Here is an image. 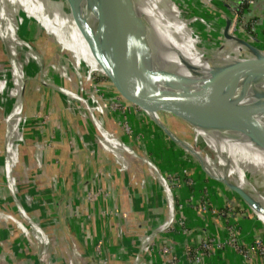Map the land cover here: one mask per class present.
Here are the masks:
<instances>
[{
	"label": "rangeland",
	"instance_id": "1",
	"mask_svg": "<svg viewBox=\"0 0 264 264\" xmlns=\"http://www.w3.org/2000/svg\"><path fill=\"white\" fill-rule=\"evenodd\" d=\"M61 1L63 3L66 2L65 0ZM118 1L122 3V1ZM153 1L154 4L157 3L156 0ZM202 1L203 0H184V3L186 8L192 9L194 15H198L202 19L209 17V19H211L209 20L211 28L206 27V29H213L221 35L219 39L210 38L211 40H207L211 48L220 51L224 55L223 57L231 54V49L228 46H223L224 37L222 33L224 26H227L229 34L248 42L253 45L254 48L256 47L264 51V40H258L255 36L246 37L241 33V28L243 27L241 18L233 10L226 8L224 5H218L214 0L209 2L214 10V13H212L211 10H207L205 7L206 5H203ZM205 1L208 2L209 0ZM54 2L56 4L58 0ZM65 4L64 9H69L70 5H67V3ZM128 7L131 6L128 4ZM131 9H133L135 13L134 16L128 14L127 11L125 13L124 8L120 7L117 8V11H109L117 20H120L121 23L128 28H148L152 33H155L157 26L162 27L164 25L163 22L161 23L155 17H153V19L146 18L145 16H148L150 12L144 13L141 9L133 6ZM191 9L189 11H191ZM45 11H47V9L44 5L43 14L47 13ZM19 16L23 17L24 20L26 19L27 22L23 26H19L18 33L20 32L21 35L24 36V39H26L24 41L29 44L31 49L24 46V50H19L14 56L17 60L22 61L23 64L22 79L21 76H19L21 81L18 95L21 96V87L24 82L28 87L25 90V95L27 96L28 93L30 94L28 95L30 96V100L33 98L32 103H35V100H37L38 108L32 115L35 123H25V116L27 120H29L30 116L29 114H25L24 110H22L24 101L22 102L20 133H23V139L20 143L16 144V147H14L13 144V146H10V143L7 144L8 140H6L7 137L5 136L7 134V119L1 121L0 118V155L5 152L6 148L8 159L4 160V162H8L12 154L15 156V159H17L10 176L7 174V167L4 162H0V198L3 199V197H7L5 201L0 200V264H47V261L52 258V254L55 255L56 259L60 256V249L54 242L56 238L59 237L54 231V225H57V228L62 226L63 229H65V225H67L69 228V222H71V218L75 215L74 211L77 204L79 206L82 199H77L78 201L76 204L75 200H72L71 205L69 201H67V198L59 199V201L57 200V196H59V191L61 189H59V187L58 189H54L53 184L56 182L54 179L58 181L64 173L63 166L61 168L57 160H64L66 163H70L73 165L74 171L77 169L81 174H83L84 171H88L87 181H83V184L77 188V192L85 195L82 207L87 206V208H92L93 210L97 209L98 213L94 212V214H96L97 219H101L102 224L100 223V226L102 225V228L106 223H109L110 226L113 227L114 231H116V238L114 237L116 244L113 242L115 246L121 244L122 241L120 235H118L120 229L131 226V223H129L127 217H123V220L119 219L121 217L120 214L123 212L122 215H124L126 210H122L123 208L120 207L118 210L114 209V207L110 206L107 198L112 194L125 192L127 204H130L132 202L130 200L133 199L131 198L133 197V192L139 194L148 187V183L151 181L148 180L149 178L147 177H138V174L134 173L136 167H138V169L141 167L142 173L144 169L147 173L151 170L150 178H152L151 180L154 181L156 185L165 187L163 182L166 181L173 194L174 202H177V197L181 195V193L183 194L187 191L186 187L181 183L184 179L185 185L187 183L189 186L196 176L204 177L206 181H211L213 183V181L201 171L199 162L196 161L193 156L185 154L161 142L152 134L148 133L147 129L139 123L135 118V114L140 110L138 108H131L127 103H124L111 82L100 74V72H103V68L94 56L89 43L84 38V31L87 32L91 30L87 28L86 25H83V21H74L70 33L74 45L78 48H81L82 45L88 48V58L86 61L81 60L82 63L77 64L75 58H73L67 50L62 49L56 39L41 28L34 19L25 18L24 13L19 14ZM15 20L16 23L19 22L18 14H15ZM20 39H22V36ZM175 40L174 46L168 47L166 51H163V54L161 53L158 58L154 57L147 65L140 66L131 63L132 66L143 68L146 72H153L160 68H164L166 70L164 71L165 73H160V75L164 77L169 74L171 79L172 76H175L173 81L178 86V89L169 87L166 84L164 87L167 92L172 94V97L178 92H187L189 87L195 88L204 96L203 88L206 87V85L204 84L205 80H203L201 76H197L198 78L194 79L196 83H190L186 79L188 76L187 73H192L190 75L193 76V74L197 72L196 70L199 68V65L197 66L195 62L190 60L187 56L186 62L177 63L180 61L177 60L178 57L181 56L180 51H184L180 47L178 40ZM26 50L36 53L37 58L26 59ZM133 51L135 54L136 50ZM250 51L255 53L252 49ZM146 53L147 52H142L140 55ZM212 54H214V51L209 54V57H212ZM179 65H181V67H178ZM191 65H193L194 69L190 68ZM182 66H187V68ZM11 67V57L4 43L0 40V79L6 75V73L8 77V79H5L7 80L5 81V89L3 92H0V98L5 99V102L0 104V107H2L0 117L2 118L7 117L14 102V99L9 96V90L13 87V85L9 86V82L12 81ZM112 67L114 68V65ZM208 70L210 71L206 73L207 76H213L214 72L212 68L209 67ZM90 73L92 74L89 75ZM202 75L205 76L203 73ZM244 85V82H241L238 91L242 90L243 87H245ZM145 89L147 92L148 87H145ZM143 91L144 89H142V92ZM71 92L74 93L75 96H80L82 93L88 95V97H90V109L85 106L82 100H77L75 97H72L71 94H69ZM237 94L239 93L236 92L235 99L242 103L240 98L236 97ZM35 105H37V103H35ZM8 106L9 111L6 113ZM152 112L164 117V119H169L174 131H171L169 127V129H167V126L161 123ZM152 112L149 116L155 120V124L162 127L167 134L174 132L177 139L183 144L194 145L196 143L194 125L191 122L185 121L175 116L173 113L170 114L166 110ZM209 115L210 120L214 119L212 114ZM96 119H100L103 122V127L105 126L108 128L110 132L104 128L99 130L97 128L98 126L96 127L95 125ZM181 126L185 134L180 133L181 129L179 128H181ZM198 127L205 129H224L219 128L218 125L212 127L198 125ZM176 128L179 129L178 132ZM110 134L118 138H116V140H118L119 145L117 141L111 139ZM121 136H123V138H121ZM121 139L129 141L127 144H124ZM75 140H77V143ZM60 146L66 149L63 148L60 153H57V155H59L58 157H54L55 159L50 157L51 154L55 156L56 149ZM197 146L198 148L203 147L201 143H198ZM117 147L120 161L116 153ZM20 148L22 151L27 150V159L23 158L21 160L20 156H17L18 149ZM123 149H125V152ZM122 150L126 155L123 156L121 154ZM69 151H71L70 156L68 155ZM199 156L198 158L205 169L213 177L218 178L219 176L211 168L207 167ZM39 160L41 162L40 164H38ZM137 161L143 164H138V166ZM9 162H11V160ZM131 165H133L134 171L131 170ZM225 168L228 167L225 166ZM158 171L162 173L163 177L159 176ZM184 173L185 175H191L193 179H190L191 177L183 178L185 176ZM143 179H145V182L138 184L139 180ZM71 189L72 185L67 184L64 193H68ZM228 193L231 197L236 195L235 197H238V200L241 199L231 190H229ZM51 196H53V199L50 198ZM9 197H11V199L14 198V200H10ZM206 197L203 199L206 200ZM24 199L28 202L30 207L27 206ZM205 205L210 206V202L206 201ZM42 209H44V212L41 211ZM102 211L107 214L108 221L106 217L101 215ZM175 211L174 209V212ZM70 212L71 216L69 220L67 218ZM6 215H13L29 225H31L30 222H34V224L38 223L42 226L50 240L47 252L43 253V250H45L44 245L38 244L37 240L31 236L27 237L21 229L17 227V224L10 218H7ZM27 217H29L30 221L27 220ZM94 217V215L89 214L88 220L90 219V221H93ZM185 219L188 221L187 218ZM168 220L169 219L162 221L161 224L164 225ZM182 226L183 224H181V227ZM174 227L175 224H171L166 230H163V232H167L166 235H168L170 230H174ZM234 231L236 232V230ZM172 232L179 234L175 230ZM123 234L125 236L126 232ZM148 234L149 233H147V236H149ZM160 234L159 232L154 235L155 241L153 243L156 244L160 241L162 237H160ZM213 236L215 237L216 235L214 234ZM25 238L28 243H26L27 241ZM111 238L113 239V237ZM69 240L71 241V245L75 242H72L74 237L72 238L69 236ZM203 240H205V237ZM164 245L165 244L161 243L159 249ZM191 252L194 253L193 250ZM131 254H133V252L129 253V255ZM39 255L40 260L38 259ZM168 257L169 256H163L165 262H167ZM209 257L211 256H206V258ZM81 258H86L90 262L93 260L89 255L88 258L85 257V255ZM112 260L114 259L112 258ZM112 260L110 259L109 264H111ZM61 262L62 261H60V263ZM52 264H57L56 260H54Z\"/></svg>",
	"mask_w": 264,
	"mask_h": 264
},
{
	"label": "bare ground",
	"instance_id": "2",
	"mask_svg": "<svg viewBox=\"0 0 264 264\" xmlns=\"http://www.w3.org/2000/svg\"><path fill=\"white\" fill-rule=\"evenodd\" d=\"M54 1L55 0H0V40L4 43L9 56L11 57V82L14 84L9 90V96L14 99V102L10 112L6 117L7 134L5 136L7 137L6 140H8L7 144L10 143V146L14 145V147H16V144L20 143L23 139L21 138L22 134L20 133V123L22 122L21 107L23 100L22 96L18 95L20 81L23 76V64L22 61L17 60L14 56L19 50H24V46L31 49L29 44L26 41L20 39V36L18 35L19 26H23L27 22V20L25 19V21L23 17L19 16V14L24 13L25 18L34 19L37 24L41 26V28H43L47 33L56 39L57 43L61 45L62 49L67 50L73 56V58H75L77 64L82 63V61H86L88 58V48L84 45H82L81 48H78L76 45H74L72 37H70L71 26L74 21H83V25H86V27L89 28L92 33H94L96 39L102 44L104 53H106L107 41L105 40L106 37H104V33L114 36L118 30L130 29L123 25L120 20H117V18L112 15L109 10L117 11V8L120 7L124 8L125 13L127 11L128 14L133 16L135 15L133 9L128 7V4L124 5L123 2L120 3L118 0H65L67 5H71L70 3L75 4L76 14L74 13L75 9L73 10L71 6L69 9L65 10V3H63L61 0H58L56 4ZM156 1L157 3L154 4L153 0H137L136 2L135 0H130L133 7H137V4L142 2L143 5L139 8L144 13L150 12L148 15L149 17H145L149 19H153V17H155L161 23L163 22L164 25L162 27L157 26L155 33H152V31H150L148 28L133 29V43L131 47L125 53L118 56L115 62L123 70L124 77L128 81V86L134 92H139L144 89V93H147L149 90L147 94L153 92L166 93L167 91L164 89L165 84L169 87H175V89H178V86L173 81L175 76H172L171 79L169 74L165 75L164 77L163 75H160V73H165L164 71L166 70L164 68H160L153 72H146L143 68L141 69L136 66H132L131 64L133 63L140 66L147 65L154 57L158 58L161 53L163 54V51H166L168 47L174 46L176 41L175 39H177L180 47L184 51H180L181 56H179L177 59L180 61L177 63L186 62L187 56L190 60L194 61L197 66L199 65V68L196 71L198 73L202 72L205 74V76H203L202 73L198 74L196 72L192 76L190 75L192 73H187V81L190 83H196L194 79L201 76V78L205 80L204 84L206 87L203 88L204 96H202L200 91H197L193 87H189L187 92L176 93V95L172 97L173 106H180V100L187 97L195 99L199 106H202V104L204 105L206 102L205 98L207 95V83L214 76V73L213 76H207L206 74L208 71H210L208 69L211 66L203 59L201 52L198 51V39L192 34L190 30L186 28L187 20L184 17L183 18L185 20H183L182 15L173 8V4L170 2V0ZM44 5L47 9V11H45L47 13L45 14H43ZM15 14H18V23H16ZM133 50H136L135 54ZM256 50L258 54H261V56L264 57V51L257 48ZM142 52L147 53L140 55ZM36 55L37 54L33 53L32 51L26 50L25 58H37ZM178 67H181V65ZM182 67L187 68V66ZM190 68L194 69L193 65H191ZM19 76H21V79ZM5 79H8L7 73L0 79V92H3L6 87L5 81L7 80ZM263 80V75L250 78L249 82L247 77L243 78L242 81L244 82L245 87L239 91L237 89L239 94L236 95L237 98H240L242 103L235 99V95L232 99V102L237 104L239 107L252 108L264 105ZM145 87H148L147 92L145 91ZM69 94H71V96L75 97L77 100H82L87 108L90 107V97H88V95L82 93L80 96H75V94L72 92ZM219 111V103L215 100H211L210 105H208L207 108H204L203 118L210 120L209 114H212V116L215 118ZM151 112L152 111H148V113H150L149 115L153 113ZM153 115H155V117L161 123L165 124L167 129L170 128L171 131H174L169 119H164V117H161L155 113H153ZM254 117L264 126V111L256 112ZM95 125L96 127L98 126L97 128L99 130L104 128L103 122L100 119L95 120ZM198 125L204 127L212 126L195 124L194 129L197 143L207 146L213 154V156H211L209 154L202 153L200 156L198 154V156L202 158L204 164L211 168L220 178L232 179L241 188L247 190L249 194L258 203H260L261 208L258 211V216H260L262 219L260 217L259 218L264 222V148L260 145L259 140L256 138V136H253L252 131L246 125L237 122H231L226 125H218L219 128H224L220 130L213 128H200ZM110 136L111 139L117 141V144L119 145L116 137L111 134ZM123 150L125 152V149ZM123 150L121 154L124 156L126 153H124ZM116 153L118 155V160L120 161L118 147L116 149ZM7 159L8 157L6 160ZM10 160L11 162H9ZM10 160L5 163V166L7 167V174H9V176L16 162L15 156H13V154L10 157ZM225 166L228 168H225ZM249 175L252 176L254 180H249Z\"/></svg>",
	"mask_w": 264,
	"mask_h": 264
},
{
	"label": "crops",
	"instance_id": "3",
	"mask_svg": "<svg viewBox=\"0 0 264 264\" xmlns=\"http://www.w3.org/2000/svg\"><path fill=\"white\" fill-rule=\"evenodd\" d=\"M215 1L218 5H224L226 8L233 10L237 15L240 16L241 23L243 26L241 28V33L244 36H255L258 40H264V0H246L245 3H243L244 0ZM248 1L252 2L250 3ZM19 36H22V39L26 40L20 32ZM11 85L14 84L10 81L9 86ZM27 88V84H25V90ZM28 94L26 96L24 92V106L23 109L22 107L21 109L24 110L25 114H29L30 116L29 120H27L25 116V123L28 122L32 124L35 123V120L34 118H32V115L34 111L38 108V101L35 100V103H37V105H35V103H32L33 98L32 100H30V94ZM4 102L5 99L0 98V104H3ZM1 108L2 107H0V113H2ZM8 110L6 111V113H8ZM0 118L1 120L6 119L5 117ZM135 118L139 121V123H141L142 126H144L138 117ZM104 128L108 130V128H106L105 126ZM147 132L150 133L148 130ZM21 134L23 138V133ZM121 138H123V136H121ZM128 141L124 139L123 143L127 144ZM75 142L77 143V140H75ZM63 148V146L57 147L55 156L51 154L50 157H53V159H55L54 157H58L59 154L57 155V153H60ZM71 151H69L68 153L69 156L71 155ZM26 152L27 150L22 151L20 148L18 149L17 156H20L21 160L23 158L27 159ZM5 156L6 148L5 152L0 155V162H4ZM40 163L41 162L39 160L38 164ZM57 163L61 168L62 166L64 168L63 175H61V177L59 176L60 178L58 177L59 180L57 181L56 179H54V181H56L53 184L54 189H58L59 187V189H61L60 191H63H59V196H57V200L59 201V199L67 198V201H69L70 205L72 203V200H75V204L78 201L77 199H82L83 202L85 200V195H82L77 192V188H79V186L83 184V181H87L88 171H84L83 174L79 173L80 171L77 169H75L74 171L72 167L73 165H71L70 163H66L64 160H57ZM138 164L143 163L137 161V165ZM133 165H131L130 167L132 171H134ZM139 168L140 169L136 167V171H134V173L138 174V177L140 178L147 177L149 178L148 180L151 181L148 183V187L145 188L143 192L139 194L133 192V199L130 200L132 201L130 204H127V197L125 192L115 193L107 198L108 202L110 203V206L114 207V209L118 210V208L120 207L123 208L122 210H126L124 215H122L123 212L120 214L121 217L119 216V219L123 220L125 217H127V220L129 221V223H131V226L124 227L126 235L123 236L122 243L125 247L127 246L133 248V254L129 255L128 253L124 252L119 257L113 258L114 260L111 259V264H135L136 259L134 260V256L136 255V252L138 254V251H135V249L141 245L143 239L148 237L147 233H149V239H151L152 236L158 234L159 232L161 233L160 237H162L160 241L155 244V247L152 251L150 248L149 251L142 254V257L140 256L141 260L138 264H168L164 261L163 256H161L158 252L160 244L164 242L172 245L174 247L175 253L180 254L183 250L182 234L169 232L168 235H166L167 232L164 233L162 231V226L164 225L161 224L162 221H165L166 219L170 218V215L173 214L174 209L176 210L174 213H176L178 217L184 216L188 219V223L190 224V227L193 232V246L198 245L203 241V234L205 233L215 234L219 239L224 240L229 236L231 229L236 230V232L234 231V234L242 237V239L249 244L251 243L254 237H264V224L250 211V209L244 204L242 199L238 200V197H235L236 195L231 197L228 193L229 190L225 189V187L214 182L212 183L211 181H206L204 177L199 176L194 177V181L189 186L187 183L185 185L184 179L181 183L183 184V186L186 187L187 191L183 194L181 193V195H179L178 197L176 196L177 202H174L173 194L170 189L167 188L164 182L163 184L165 185V187L156 185L154 181L151 180L152 178H150V172L152 171L150 170V172L147 173L144 169L142 173L141 167ZM190 177L191 175H185L183 178ZM190 179L193 178L191 177ZM141 182H145V179L139 180L138 184H140ZM67 184L72 185V189L68 191V193H64L66 191L65 186ZM205 197L206 200L203 199ZM9 198L10 200H14V198ZM50 198L53 199V196H51ZM5 199L7 200V197H3V199L0 198V200L3 201H5ZM206 201L210 202V206H208V209L207 207H205ZM25 202L27 203V206L30 207L26 200ZM82 202L79 203V206L77 204V207L74 211L75 215L71 218V222H69V228L67 227V225H65V229H63L62 226H60V228H57V225H54V231L59 235V237H57L56 241L54 242L57 244L61 252L60 256L56 259L57 264H68V261L72 258L74 249L71 245V241L69 240V236H71L72 238L74 237V240L72 242L75 241L74 243L76 244L78 251L80 250V254L85 255V257L87 255L95 253L97 243L101 237L104 238V243L109 252L115 251L120 246L119 244H117L118 246H115L116 241L114 237L116 235V231H114L113 227H111L109 223H106V225L102 228V225L100 226V223L102 224L101 219H97L96 214H94V212L98 213L97 209L93 210L92 208H87V206L82 207ZM41 211L44 212V209H42ZM71 212L69 213L70 215H68L67 218L69 220ZM89 214L95 216L93 221H90V219L88 220ZM111 237H113V239ZM113 242L115 243L114 245ZM60 261L62 262L60 263ZM80 262L81 264H91V262L88 261L86 258H81ZM180 264L189 263L183 262ZM203 264L263 263L259 259H257L255 255H251V259L244 260L241 255L234 253L227 246H218L214 248L213 255L211 258L205 257Z\"/></svg>",
	"mask_w": 264,
	"mask_h": 264
},
{
	"label": "water",
	"instance_id": "4",
	"mask_svg": "<svg viewBox=\"0 0 264 264\" xmlns=\"http://www.w3.org/2000/svg\"><path fill=\"white\" fill-rule=\"evenodd\" d=\"M120 1H122L124 5L129 4L132 7L130 0ZM136 1L137 0H135V2ZM170 2L173 4V8L182 15V18L184 17L187 20L186 28L190 30L192 34L198 39V51L201 52L203 59L208 62L214 71L213 78L207 83V95L204 105L202 104V106H199L195 99L187 97L180 100V106L174 107L172 103V94L170 92H153L147 94L144 93V91L134 92L129 88L128 81L124 77L123 70L119 65L116 64L115 60L118 56L125 53L131 47L133 43L132 28L128 30H118L114 36L104 33V37H106L105 40L107 41L106 53H104L103 46L100 41L96 39L94 33L91 31H84V38L89 43L94 56L103 68V72H98H100L102 76L106 77L111 82L112 86L119 96H121L124 103H127V105L131 108H138L140 110L135 114L136 117L139 118L144 127L153 136H155V138L170 145L176 150L193 156L196 161L199 162L201 166H199V168L203 173H205V175H207L213 182L236 193L242 199L244 204L250 209V211L264 224V222L258 216V211L260 210L261 205L249 194L247 190L241 188L232 179H219L213 177L204 168L203 164L198 158V154L205 153L213 156L212 152L207 146L198 148L197 141L194 145L180 143L174 132L167 134L162 129V127L155 124V120H153L148 114V111L166 110L167 112L173 113L185 121L191 122L193 125L201 124L216 126L226 125L231 122L241 123L246 125L252 131L253 136H256L260 142V145L264 148V126L254 117L256 112L264 111V105L252 108L239 107L237 104L232 102V99L236 94L243 78L247 77L249 82L250 78H255L260 75L264 76V57L257 53L256 47L254 48L253 45L229 34L227 26H224L222 33L224 37L223 46H228L231 49L230 53L232 55L229 54L226 55V57H223L224 55L220 51L216 50L215 48H211L209 43H207V40L209 41L210 38H221V35L213 29H206V27L211 28L209 24V20L211 19H209V17H205L207 19H202L198 15H194V12H192L191 8V11H189L190 9L186 8L184 0H170ZM202 3L203 5H206L205 7L207 10H211L212 13H214L213 7L209 1L207 2L203 0ZM70 4L71 8L73 10L75 9L74 13L76 14L75 4ZM142 5L143 3L139 2L137 4V8ZM184 18L183 20H185ZM251 49L254 50L255 53L251 52ZM213 51L214 54H212V57H209V54H211ZM113 65L114 68L112 67ZM24 92L25 83L23 82L21 87L22 100L24 99ZM211 100H215L219 103L220 111L214 119H204V108H207V106L210 105ZM179 129H181V134H185L182 126ZM179 129L176 128V131L178 132ZM6 158L7 154L5 156V160ZM158 174L160 177H163L160 171H158ZM249 180H253V177L250 175ZM164 183H166V181ZM27 220L30 221L29 217H27ZM30 223L31 225H35L34 222Z\"/></svg>",
	"mask_w": 264,
	"mask_h": 264
},
{
	"label": "built area",
	"instance_id": "5",
	"mask_svg": "<svg viewBox=\"0 0 264 264\" xmlns=\"http://www.w3.org/2000/svg\"><path fill=\"white\" fill-rule=\"evenodd\" d=\"M214 0H209V2ZM252 2V1H248ZM262 41V40H261ZM157 170V169H156ZM166 184V183H165ZM167 188H169L168 184H166ZM208 208V206H206ZM26 215V214H24ZM101 215L106 217L108 220L107 214L102 211ZM7 218H10L13 220L19 229L27 236H31L35 240H37L38 244L44 245L43 253L47 252V249L49 248V236L45 232L44 228L40 226L38 223L35 225H29L25 223L24 221L19 220L17 217H14L13 215H6ZM186 217L180 216L178 217L176 213L173 212L172 215H170V218L167 222H165L164 226H162V231L166 230L171 224H175L174 230L177 231L179 234L181 233L183 236V242L182 247L183 250L180 254H176L174 251V247L170 244H165L163 247H160L158 252L162 256H169L167 258L168 264H180L183 262H188L189 264H203V261L206 256L212 257V252L215 247L218 246H227L229 249H231L234 253L239 254L242 256L244 260L251 259V255H255L257 259H259L264 264V237H254L251 243L245 242L240 236L235 235L234 230H230L229 236L221 240L217 236H213L214 234H208L205 233L203 236L205 237V240H203L198 245L193 246V232L190 227V224L185 219ZM175 222V223H174ZM181 224L183 226L181 227ZM124 228L120 229L119 234L121 237V240L124 236L123 233L125 231ZM170 230V233L172 231ZM30 237V240H31ZM26 239V238H25ZM27 241V239H26ZM155 237L152 236L151 239H149V236L143 239L140 246H138L135 251H138V254L136 252V255L134 256V260L136 259L135 264H138L140 262V256L142 257V254L146 253L154 249L155 243ZM28 243V241L26 242ZM120 246L113 252H109V250L106 248V245L104 243V238L101 237L100 240L97 243L96 250L94 254H91L89 256L92 257L91 264H109L110 259L119 257L122 253H132L133 248L130 249V247H125L121 241ZM72 247L74 249L72 258L68 261V264H80V258L84 255L80 254V252L77 249V246L75 243L72 244ZM122 248V250H120ZM194 251L192 253L191 251ZM88 257V255L86 256ZM209 257V258H211ZM40 259V255L38 257ZM56 260V257L54 254H52V258L47 261V264H52Z\"/></svg>",
	"mask_w": 264,
	"mask_h": 264
},
{
	"label": "trees",
	"instance_id": "6",
	"mask_svg": "<svg viewBox=\"0 0 264 264\" xmlns=\"http://www.w3.org/2000/svg\"><path fill=\"white\" fill-rule=\"evenodd\" d=\"M246 0L243 1V3H245Z\"/></svg>",
	"mask_w": 264,
	"mask_h": 264
}]
</instances>
